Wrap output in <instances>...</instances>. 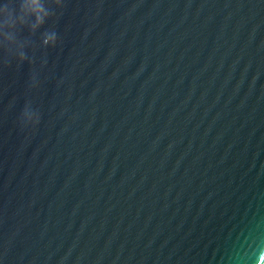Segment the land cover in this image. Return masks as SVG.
I'll list each match as a JSON object with an SVG mask.
<instances>
[{"label":"water","instance_id":"water-1","mask_svg":"<svg viewBox=\"0 0 264 264\" xmlns=\"http://www.w3.org/2000/svg\"><path fill=\"white\" fill-rule=\"evenodd\" d=\"M24 3L0 0V264H264V0Z\"/></svg>","mask_w":264,"mask_h":264},{"label":"clouds","instance_id":"clouds-1","mask_svg":"<svg viewBox=\"0 0 264 264\" xmlns=\"http://www.w3.org/2000/svg\"><path fill=\"white\" fill-rule=\"evenodd\" d=\"M21 11L25 14H33L37 18V23L42 22V15L43 12L42 6L39 4V0H30V3H24L21 5ZM3 16L0 17V24L4 25L5 27L15 28V16L17 13L12 10L10 11L7 4H5L4 8L2 9ZM55 39V34L50 35L46 40L45 43L47 44L49 41H53ZM37 119V123H38Z\"/></svg>","mask_w":264,"mask_h":264}]
</instances>
